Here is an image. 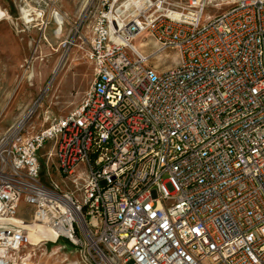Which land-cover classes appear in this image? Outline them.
Instances as JSON below:
<instances>
[{
	"label": "built area",
	"instance_id": "2783aa9c",
	"mask_svg": "<svg viewBox=\"0 0 264 264\" xmlns=\"http://www.w3.org/2000/svg\"><path fill=\"white\" fill-rule=\"evenodd\" d=\"M215 1L100 0L80 103L0 143V264L42 226L105 263L264 264V0Z\"/></svg>",
	"mask_w": 264,
	"mask_h": 264
},
{
	"label": "rangeland",
	"instance_id": "374dc122",
	"mask_svg": "<svg viewBox=\"0 0 264 264\" xmlns=\"http://www.w3.org/2000/svg\"><path fill=\"white\" fill-rule=\"evenodd\" d=\"M99 4L100 0H0V13L4 14L0 21V143L11 140L19 131L21 137H29L51 118L72 111L80 103L92 80L86 51ZM55 12L61 17V35L56 34ZM145 37L149 39L146 45L142 44V36L134 45L149 53L155 43L148 34ZM176 60V54L168 52L152 56L149 63L162 71ZM27 71L33 73L32 80L24 78ZM24 90L31 95L29 105L11 114L14 101ZM25 110L32 114L17 125ZM41 167L45 184L58 183L62 190L73 188L44 163ZM31 211L29 206L21 205V214ZM50 246L57 254L48 264H107L64 237L50 242Z\"/></svg>",
	"mask_w": 264,
	"mask_h": 264
},
{
	"label": "bare ground",
	"instance_id": "6f19581e",
	"mask_svg": "<svg viewBox=\"0 0 264 264\" xmlns=\"http://www.w3.org/2000/svg\"><path fill=\"white\" fill-rule=\"evenodd\" d=\"M213 3V0H208ZM226 0H217L216 4H222ZM58 28L56 30L57 35H61L63 31L62 22L60 15L54 13ZM4 19V14L0 13V21ZM26 79L32 80L33 73L27 71L25 74ZM31 101V95L27 91L23 93L14 101L12 105L11 114H15L21 110H24ZM28 110V109H27ZM32 114V111H26L24 115L18 120L17 125H21L25 118L29 117ZM18 131V129H17ZM59 239L58 232L51 228L42 226L36 231L33 230V233L30 235L29 243L23 245L18 249L3 252L9 259H11L15 264H48L50 259L57 254L56 249H52L50 242H56ZM107 264H112L111 261H107Z\"/></svg>",
	"mask_w": 264,
	"mask_h": 264
}]
</instances>
